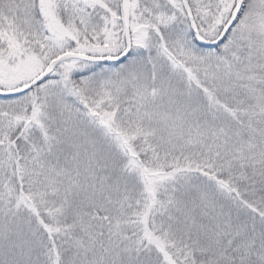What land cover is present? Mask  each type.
<instances>
[{"label": "snow or ice", "instance_id": "obj_1", "mask_svg": "<svg viewBox=\"0 0 264 264\" xmlns=\"http://www.w3.org/2000/svg\"><path fill=\"white\" fill-rule=\"evenodd\" d=\"M0 264H264V0H0Z\"/></svg>", "mask_w": 264, "mask_h": 264}]
</instances>
